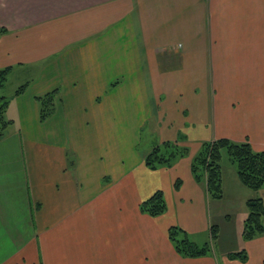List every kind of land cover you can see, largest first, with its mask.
<instances>
[{
  "label": "crops",
  "instance_id": "0c3cea01",
  "mask_svg": "<svg viewBox=\"0 0 264 264\" xmlns=\"http://www.w3.org/2000/svg\"><path fill=\"white\" fill-rule=\"evenodd\" d=\"M0 28V264H264V234L200 257L168 237H210L191 169L203 142L264 150V0H0ZM166 140L188 153L148 167ZM230 166L225 189L248 188ZM157 190L167 209L151 216L140 204ZM243 248L245 261L228 256Z\"/></svg>",
  "mask_w": 264,
  "mask_h": 264
},
{
  "label": "trees",
  "instance_id": "16d2710c",
  "mask_svg": "<svg viewBox=\"0 0 264 264\" xmlns=\"http://www.w3.org/2000/svg\"><path fill=\"white\" fill-rule=\"evenodd\" d=\"M0 28V34L4 32ZM10 68H0V90L8 80ZM26 84L19 86L14 95L22 93ZM58 99L57 90L49 91L37 97L40 110V119H48L56 108ZM11 97L0 93V139L5 135L8 126L12 123L6 116L7 107ZM188 148L181 146L176 141H163L153 147L146 155L145 163L148 167L156 169L159 167H170L174 162L186 155ZM227 156L235 165L238 178L250 189L259 190L264 188V150L255 151L249 141L235 142L229 138H218L212 141L203 142L200 150L194 156L191 169L195 179L204 183L208 196L222 198V159ZM181 181L177 180L176 188ZM247 215L244 220L242 238L250 240L258 235L264 234V200L257 197H250L246 201ZM141 210L151 216L163 214L167 209L166 199L162 190H157L149 198L140 204ZM219 225L212 224L210 227L211 240L200 244L194 241L190 234L179 225H171L168 229V237L176 252L183 257H200L212 254L216 248L214 241L219 236ZM230 258H237L245 261L248 257L246 249L229 252Z\"/></svg>",
  "mask_w": 264,
  "mask_h": 264
},
{
  "label": "rangeland",
  "instance_id": "374dc122",
  "mask_svg": "<svg viewBox=\"0 0 264 264\" xmlns=\"http://www.w3.org/2000/svg\"><path fill=\"white\" fill-rule=\"evenodd\" d=\"M147 131L143 129V135ZM233 163L225 155L222 159V179L224 178L226 167L230 169ZM223 181V180H222ZM244 186V185H243ZM245 187V186H244ZM223 196L215 198L209 196V210L212 216V224L219 225V236L217 241H214L218 250H235L241 243V234L244 227V220L247 215L246 201L249 197V191L232 188L226 189L222 182ZM252 197V196H251ZM200 240V244L205 242L204 235L196 237ZM211 240V238H209ZM213 240H211L212 242ZM199 243V242H198Z\"/></svg>",
  "mask_w": 264,
  "mask_h": 264
}]
</instances>
